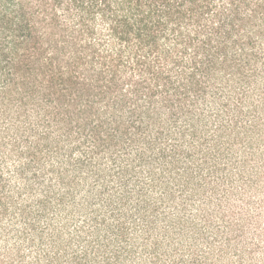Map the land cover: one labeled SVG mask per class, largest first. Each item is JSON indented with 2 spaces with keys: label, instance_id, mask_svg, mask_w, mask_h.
<instances>
[{
  "label": "trees",
  "instance_id": "1",
  "mask_svg": "<svg viewBox=\"0 0 264 264\" xmlns=\"http://www.w3.org/2000/svg\"><path fill=\"white\" fill-rule=\"evenodd\" d=\"M0 264H264V0H0Z\"/></svg>",
  "mask_w": 264,
  "mask_h": 264
}]
</instances>
